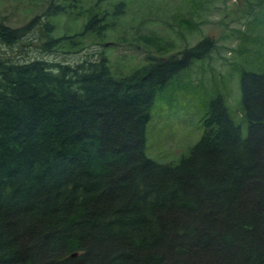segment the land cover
<instances>
[{"label":"trees","instance_id":"obj_1","mask_svg":"<svg viewBox=\"0 0 264 264\" xmlns=\"http://www.w3.org/2000/svg\"><path fill=\"white\" fill-rule=\"evenodd\" d=\"M124 8L84 12L81 36L104 34ZM67 12L78 0L44 15ZM26 32L0 25V43ZM41 32L57 46L48 22ZM213 47L204 37L120 76L101 54L0 58V264H264V72L238 74L245 135L210 93L184 155L145 154L156 95Z\"/></svg>","mask_w":264,"mask_h":264},{"label":"rangeland","instance_id":"obj_2","mask_svg":"<svg viewBox=\"0 0 264 264\" xmlns=\"http://www.w3.org/2000/svg\"><path fill=\"white\" fill-rule=\"evenodd\" d=\"M59 1L0 0V25L27 28L11 47L0 43V58L75 65L101 54L111 73L120 76L144 64L147 57L163 58L207 37L214 43L212 51L156 95L145 154L163 164L184 155L201 134L210 93L221 94L229 117L245 135L238 74L243 69L264 72V0H117L125 4L124 11L99 36H81L84 12L97 10L110 19V5L116 0H78L80 13L45 16L48 5ZM44 22L52 31L46 40L57 43L47 50L41 32Z\"/></svg>","mask_w":264,"mask_h":264}]
</instances>
